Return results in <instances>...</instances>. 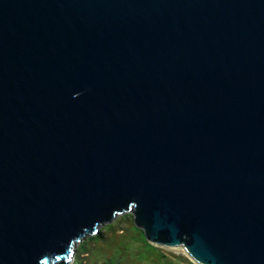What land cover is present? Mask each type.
Returning <instances> with one entry per match:
<instances>
[{
  "label": "water",
  "instance_id": "water-1",
  "mask_svg": "<svg viewBox=\"0 0 264 264\" xmlns=\"http://www.w3.org/2000/svg\"><path fill=\"white\" fill-rule=\"evenodd\" d=\"M125 214L264 264V0H0V264H71Z\"/></svg>",
  "mask_w": 264,
  "mask_h": 264
},
{
  "label": "rangeland",
  "instance_id": "rangeland-1",
  "mask_svg": "<svg viewBox=\"0 0 264 264\" xmlns=\"http://www.w3.org/2000/svg\"><path fill=\"white\" fill-rule=\"evenodd\" d=\"M157 248L160 252L134 225L133 216L125 214L78 244L73 264H194L181 249Z\"/></svg>",
  "mask_w": 264,
  "mask_h": 264
},
{
  "label": "trees",
  "instance_id": "trees-1",
  "mask_svg": "<svg viewBox=\"0 0 264 264\" xmlns=\"http://www.w3.org/2000/svg\"><path fill=\"white\" fill-rule=\"evenodd\" d=\"M128 216H129V215H128ZM152 247H153V249H155V250H157L158 252H160V249H159V248H157V247H155V246H153V245H152ZM162 256H163V257H166L164 254H163ZM169 263H170V264H177V263L174 262V261H173V262L171 261V262H169ZM190 264H191V263H190Z\"/></svg>",
  "mask_w": 264,
  "mask_h": 264
},
{
  "label": "flooded vegetation",
  "instance_id": "flooded-vegetation-1",
  "mask_svg": "<svg viewBox=\"0 0 264 264\" xmlns=\"http://www.w3.org/2000/svg\"><path fill=\"white\" fill-rule=\"evenodd\" d=\"M77 255H78V254H76V252H75V255H74V257H73V261L71 262V264H73V263L75 262Z\"/></svg>",
  "mask_w": 264,
  "mask_h": 264
},
{
  "label": "bare ground",
  "instance_id": "bare-ground-1",
  "mask_svg": "<svg viewBox=\"0 0 264 264\" xmlns=\"http://www.w3.org/2000/svg\"><path fill=\"white\" fill-rule=\"evenodd\" d=\"M75 255V254H74ZM74 257V256H73ZM72 262V261H71ZM70 264V263H69Z\"/></svg>",
  "mask_w": 264,
  "mask_h": 264
}]
</instances>
